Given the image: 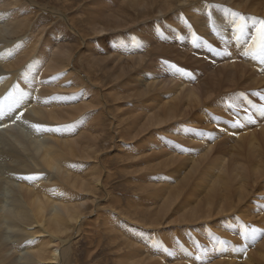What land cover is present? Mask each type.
I'll return each instance as SVG.
<instances>
[{
	"label": "bare ground",
	"instance_id": "bare-ground-1",
	"mask_svg": "<svg viewBox=\"0 0 264 264\" xmlns=\"http://www.w3.org/2000/svg\"><path fill=\"white\" fill-rule=\"evenodd\" d=\"M55 1L61 3L62 8L50 3L40 4L37 0H0V44L5 43L0 47V106L5 114L0 118V160L7 165L0 166V174L5 178L0 182V189L7 191L4 195L0 193L3 195H0V264L73 263L67 259L70 253L67 252L73 247L71 240L77 236L76 224L80 223L83 206L89 201L93 204L100 194H107L103 177L105 166L99 152L103 151L108 139L100 117L110 113L102 77L95 78V72L105 68L116 76L119 86L115 88L125 87L135 94L134 104L141 109L136 115L137 134L155 131V139L141 138L137 151L158 149L148 154L150 160H156L147 167L152 178L148 176L146 181L138 182V186H147L146 189L150 185L155 187L150 197H154L153 201L162 200L157 211L150 216L140 211V215L138 212L136 215L115 212L124 216L127 223L136 221L143 227L137 232L126 224L123 234L132 239L127 244H132L131 250H134L120 256L121 264H140L145 260L150 261L148 264H177L176 260L180 264H208L210 261V264H239L238 260L255 242H258L257 252L251 250L242 264H264V216L254 215V212H264V116L260 114L264 95L260 100L256 95L264 92V71H261L264 65L244 55L247 44L245 41L237 44L233 35L236 30L233 21L241 22L234 14L243 16L242 22L255 23L257 19L253 14H264V0H118V3L116 0L114 7L112 3L104 5L105 0H101L103 3H98L102 7L98 6L94 12L85 10L86 13L82 0ZM87 1L95 3V0ZM74 6L81 11L82 17L90 15L85 22L90 24L88 30L96 33L91 34L92 37L129 26L149 29L151 34L138 41L132 37L118 39L115 49L112 47L116 50L114 54L107 44L101 43L104 36L100 43L99 40L93 44L87 41L90 36L81 32L74 18L69 17L68 8ZM38 13L41 18L32 23L33 16ZM51 18V22H61L64 29H58L57 22L50 25ZM150 24L153 25L148 27ZM29 29L35 40L12 41ZM254 33L255 28L247 27V35ZM58 34L62 36L57 37ZM210 41L216 46L213 49L208 47ZM39 43L37 54L40 61L47 62L44 63L45 71L54 73L67 69L72 77L70 83L65 79L57 82L59 78L47 76V73L39 77L27 73L32 72L31 63L27 62ZM178 44L187 54L176 50ZM80 49L88 51L86 72L83 67V70L76 68L83 55ZM188 51L206 54L212 61L205 56L197 59L198 56ZM169 65L184 69L189 75H181ZM80 82L81 85L88 82L91 88L84 90L79 99L62 92L76 89ZM252 87L254 90H248ZM260 87L263 90L257 91ZM121 88L117 90L119 94L124 92ZM233 90L237 92L229 99L231 103H227L223 97ZM246 90L259 104L252 100L244 104ZM9 93L13 96L9 97ZM129 96L132 94L123 98L130 99ZM16 99L20 100L19 107L9 111ZM198 106L200 112L199 109L197 112ZM88 109H91L90 115H83L81 121L75 120ZM93 109H97L96 112ZM212 111H217L218 116ZM20 112L23 116L17 118ZM249 116L253 123L249 122ZM214 123L219 131L212 129L208 134L203 131ZM34 125L61 130L38 131ZM163 132L186 138L183 139L185 144L191 147L180 150L170 140L156 137ZM109 136L112 140L114 134ZM223 136H228V140L219 142L220 145L230 146L226 149L216 146L213 156L212 141ZM193 141H197L196 144ZM201 151L203 156L196 159L194 155ZM183 153L188 157L182 156ZM79 161L86 162L82 170ZM144 163L149 164L148 159ZM146 182L148 184L144 185ZM187 188H190L189 193L184 192ZM225 214L232 219L227 226L229 229L224 225L214 229L215 232L206 231L208 237L187 235L191 225L197 227L196 224L211 222L217 226V218ZM169 217H172L169 223L183 225L179 228L186 235L187 243L176 241L166 246L156 237L160 225H168ZM245 228L255 229L257 238L245 239ZM4 233L12 238L15 236L13 250L16 252H7L11 246ZM38 234L40 238L35 240ZM124 236L125 241L129 239ZM199 238L201 243H197ZM73 244L75 246V242ZM198 244L207 247L205 251L199 252ZM25 250H28L25 255H18ZM152 254L161 257L162 262L154 261L158 257Z\"/></svg>",
	"mask_w": 264,
	"mask_h": 264
},
{
	"label": "rangeland",
	"instance_id": "rangeland-1",
	"mask_svg": "<svg viewBox=\"0 0 264 264\" xmlns=\"http://www.w3.org/2000/svg\"><path fill=\"white\" fill-rule=\"evenodd\" d=\"M37 1L40 4H47L48 5V3H50V4L54 5L57 8H62V4L60 3L61 4L60 5L55 0H37ZM82 1H83L82 4L83 5L85 4L84 9H83V11L85 13H86L85 10H87V12L97 11L99 7L103 6V5H100V3L102 4L104 2V0H102L103 2L101 0H95V3H91V1H87V0H82ZM115 1L116 0H105L104 5H105V3H107L109 5L112 3L111 6L114 7L113 4H115L116 2L118 3V0L116 2ZM98 2H100V3H98ZM88 8H89V10H88ZM74 9L77 10L76 11L77 13L75 12ZM78 13L80 15L82 14L77 6L76 7L74 6L73 9H69L68 8L69 17L70 18L72 17L71 19L74 18V20L78 24L77 26H78L79 30L81 32L87 33L90 36L91 34H93L92 31L88 30L90 28V24H88V22H85L86 19H90V15L86 14L84 16V14H83V17H82V15L80 16V15H78ZM40 14L38 13L37 15L33 16L32 23L35 22V20H36L35 23H37V21L41 18V17H39V16H41ZM42 14H45V13H42ZM75 14H77V15H75ZM75 16L77 17V19H75ZM253 17L255 19H257V20H264V14L263 13H257V14L254 13ZM51 20H52V18L49 20V24L50 23L51 24H53V23L55 24L57 22L56 24L59 23V25H60L58 27V29H62V30L64 29L63 28L64 26H62L60 24L61 22H58V20H54V21L51 22ZM240 23L245 24L249 29L250 28L251 29L255 28L254 27L255 23H248L247 24V23L242 22V21ZM151 25H153V24H150L148 27H150ZM141 26H142V24L140 25V27ZM146 26H147V24H146ZM142 29L143 30L139 29L137 26H135V27L129 26V27H125L123 29L113 30L111 32L110 31L109 32L105 31L106 33L104 32L102 35H98V38H96L97 36H95V37L90 36L89 38L87 36V38H88L87 41L91 42L93 44V43H96L99 40L98 43H100L101 42V40H100L101 36L102 37L104 36L103 37V42H101V43L102 44H104V43L107 44V47L109 48V50L111 49V51H114L115 44H116L117 41H119L118 39L127 38V40H128V39H131V37H132V39L138 41V40H140L141 37L149 38L148 36H150V34H151L149 32V29H145V28H142ZM31 30L32 29L26 30L23 34H21L23 36L19 35V36H17V38H14L12 41L14 43H20V42H24V41L25 42L29 41V39L35 40L36 37L32 38L33 34H31ZM151 30H152V28H151ZM210 30L212 31V29H210ZM53 31H56V30H53ZM130 31H132V32H130ZM134 31L137 33V35H136V33ZM38 33L39 32L36 31V35H38ZM128 33H129V35H127ZM95 34H93V35H95ZM114 34L118 36L117 39L115 38L116 36ZM212 35L216 36L215 33H213ZM59 36H62V34H58L57 35V37H59ZM11 42H9V43H11ZM40 43L38 44L37 51L33 54V56H36V57L32 56L27 62V64L31 63L29 65L33 68L32 69L33 73L32 72H27V73L28 74H33L34 76L36 75L38 77L41 76L44 73H47L45 71L46 64H47L46 60L42 59L40 61L39 57H38L39 55L37 54L38 49L40 48L39 45H41ZM133 43H135V42H133ZM4 44L5 43L3 41L0 44V47L3 48ZM180 46H179V44L176 45V50L179 53L187 54L186 49L185 48L182 49L183 46H181V47ZM214 46H215V44H213L210 41L208 47L213 49ZM80 50H81V52H83V55L80 57V65L78 66V63H77L76 68L77 69L81 68L82 70L84 68L85 70H83V71L86 72L88 70L87 57H86L88 55V51L86 52L85 50H82V49H80ZM189 52H190V55H192V56H196V57L198 56L197 59L202 58V57L205 56V58H208L210 61H212V59L210 57H207L206 54H201L200 52L196 53V52L188 51V53ZM112 53L116 54V50L114 52H112ZM171 56L176 58V61H179L177 56H175L174 54H171ZM149 59H150V56H149ZM168 60H170V59H168ZM44 63H46L45 66H44ZM27 64L25 66H27ZM107 71H108V73H107ZM68 72H70V71H68ZM68 72H67V69H61V70H59L57 72H54V73L53 72H48L47 76L59 78L58 80H56L57 82H62V81H64L63 79H65L67 82L70 83L71 80H72V77L69 76ZM96 72H95V74H96L95 78H101L102 77L101 79L103 80V84H104L103 86H105L103 88L104 89L103 92L106 93V98H105L106 101H107L106 106H107V108H109V113H110L109 116H105L104 118H103V116L100 117L101 125L105 127L103 133L108 139V141L106 143V146L103 148V151L99 152V156L102 157L103 164L105 166V171L103 172V177L105 178L104 180L106 182L105 186H106V189H107V194L102 196L103 195V193H102L99 196H97V198H95L93 204H92V202L89 201V202H87V204H85L83 206V208H85V210H84L85 212L83 211V215L81 216V218H83V219L80 218L79 221H78V222H80L79 225H78V223L76 224L77 225L76 226L77 227V230H76L77 231V233H76L77 236L75 238L73 237V239L71 240V246L73 245V247H70V249H68L67 253H69V252L70 253L67 255V259H70L69 262H71V260H72V262H73L72 264H100V263L101 264H121L122 260L119 261L120 260L119 259L120 256L123 255V254H126V252L131 250V247H133L132 244H130V245L127 244V242H129V240H132V239L128 235L123 234V233H125L124 229H126V227H125L126 224H129L128 228H130V230H132V231H136L137 230V232H138V229L141 230V228L143 229V227H142V225L140 226L136 221L135 222L133 221L134 223H132L130 221H129L130 223H127L128 220H126L124 216H123L124 218L122 216L120 217L117 214H115V212H117L116 210H119V212H122V213H125V214L127 212H131V214H135V215H136L137 212L139 213V214L137 213V215H140V212H141V214L146 213L145 215H147V216L149 215L150 216L151 214H153L152 212L157 211V207L159 206L158 204H161L162 200L161 201L160 200L153 201L154 197H152V196L150 197V194L154 191L155 187L153 188L150 185V186H148V189H146L147 186L144 187V188L141 187V186H138L139 185L138 182H142L143 180L146 181V179H148V176H150V178H152L153 174L152 173L148 174L149 173L148 171H150V169H148L147 167H149V165H151L154 162H156V160H150L148 158V154L149 153L158 152V149L154 148V149L151 150V152L147 151V152H143V153H139L140 151L139 152L137 151L140 148V145H141V141H142L141 138L143 136H146V138H148V139H151V138L155 139V136L153 135L155 133V131L149 130V131H146L143 134H140V135L137 134V130H136V126H135L136 115L141 111V109H137L136 105L134 104V102L137 100L136 97H135V94H133L134 92L130 91V93H129L128 90H126L125 87H122L124 89L123 90L124 92L121 91L120 94H119L118 93L119 91H117V90H120L121 86H120V88H115L114 87V86H119V85H118V82L116 80V76L113 74L112 70L105 68L104 70H97ZM57 74L59 76H57ZM206 74L207 73H205V75ZM81 84L82 83L80 82V84H79L80 86H78L76 89L74 88L71 91L67 90V92L62 90V92L70 94L71 97H75V100H77L80 97H82L81 95H82L84 90L91 88L90 85H88V82L84 83L83 85H81ZM122 88H121V90H122ZM251 89L254 90V87L249 88L248 90H251ZM237 90L229 91L228 93H226L224 95L223 98L225 100H227V103H231V101L229 99L234 96V94L237 92ZM255 90H256V87H255ZM262 90H263L262 87L257 88V91H262ZM244 92H245V94H247L245 96L246 98L243 97L244 104H248V102L251 101V100H252L251 102H255V103L257 102V104H259V102L255 98H253L250 95H248L247 90L244 91ZM128 94H132V96H134V97L129 96V97H131L130 99L129 98L128 99H124L123 96L127 97ZM240 95H242V94H240ZM256 95H257V99L260 100L261 95H264V92L263 93H256ZM86 100H87V98H86ZM76 104H79V103L76 102ZM198 109H199V112H200L201 107L198 106L197 112H198ZM90 110L91 109H88L87 111L85 110V112L84 113L82 112L81 116L76 117L75 120L76 121L77 120L81 121V119L83 118V115H85V116L86 115L87 116L90 115V112H89ZM93 110H95V112H96L97 109H93ZM253 110L254 109H251L252 112H253ZM218 112L220 113L219 109H218ZM212 113H215L216 114L215 116H218V114H219V113H217V111H212ZM228 117H230V116L228 115ZM175 124L176 123L174 122V125ZM106 125H107V127H106ZM0 129L2 130L1 126H0ZM212 129H214L215 131H219L220 128H219V126L216 123H214V124H211L209 128H207V129L204 128L203 131H205V133L208 134L210 132V130H212ZM257 129L260 131V127H258ZM109 134H111V135L114 134L112 140L110 139ZM156 137L157 138L158 137H162V139H164V140H166V139L170 140L172 142V144L174 146H176L180 150H182L184 148L189 150V147H191L190 145H188V144L186 145L185 144L186 142H184L183 139H186V138L182 137V139H180L176 134H172L171 135L170 133H164L163 132L159 136L156 135ZM174 137H176V138H174ZM177 137H178V139H177ZM223 140L224 141L228 140V136L219 137L216 140L212 141V143H214L213 145L215 147H214V149H212L211 153H213L214 150L217 147H218V149H223V148L226 149V147L230 146L228 144H225L224 146L220 145V143ZM181 142L183 144H181ZM196 142L197 141H195L194 143L196 144ZM218 144H219V146H218ZM220 146H223V147H220ZM198 153L199 154L202 153V154H200V156H199ZM198 153H197L198 155L197 154L194 155L196 157V159H199L200 157L203 156V152L202 151L198 152ZM179 154L180 153H177V155H179ZM183 154L184 155H182V156H184V157L186 156V158L188 157L186 155V153H183ZM213 156H215V152L213 153ZM213 156H211L209 159H211ZM147 159L149 161V164L144 163V161L147 160ZM81 162H80L81 164H79V165H80L81 170H82V169L85 168V163L86 162L85 161H81ZM5 164H6V162L0 160V166H3V165L7 166ZM162 173L165 174L166 172L162 171ZM195 176L196 175H194L193 178H192L193 179L192 184H194V180H195L194 177ZM0 179H1L0 182L4 181V179H5L4 177H2V174H0ZM146 184H148V183L146 182L144 185H146ZM192 184H190V185H192ZM160 186H162V184ZM2 190H3V192H2ZM5 190L6 189H0V193L3 194V195L6 194L7 191H5ZM189 190H190V188H187L184 192L189 193ZM109 193H110V195H109ZM3 195H1V196H3ZM110 196H111V198H110ZM142 201H144V202H142ZM260 201H262V198H261ZM129 203H131V204H129ZM143 208H144V210H143ZM132 212H134V213H132ZM254 213H255L254 215H256V216H261V217L264 216V212L263 211L254 212ZM228 215L225 214V215H223L221 217H218L219 219L217 218V222L216 223H218L219 225H217V226L214 225V224L212 225L211 222H205V223L202 222L203 224L201 223V226H199V224H196L197 227H195V224L191 225L192 229H188L187 235H190L192 237H206V236L208 237V234H207L208 232H211V231L215 232V230H217L218 228L220 229V227L224 226V225L226 227L230 226V224L232 222V219H230V216H228ZM102 216H103V218H102ZM106 219H107V221H106ZM171 220H172V217H169L167 219V221H166L168 223V225L166 223H164V225L163 224L160 225V228L158 226L159 231H157V236L156 237H159L161 239V241H162V244H165L166 246H172L173 244H175L176 241H179V242H182V243H187V238H185L186 235H184L183 230L181 228H179V226L183 227V225H178L175 222L169 223V221H171ZM230 220H231V222H230ZM115 221H117V222H115ZM80 224H81V226H80ZM151 226H148L147 229H150L149 227H151ZM109 227H111L112 229L109 228ZM114 228L117 229L118 232ZM206 231H207V233H205ZM169 232H170V234H169ZM119 235H121V237H119ZM124 235L127 236V237H125ZM3 236L4 237H8L7 240L10 241V246H11L12 250L10 249L7 252L9 254H12V253L16 252V251H14L15 249L13 248L14 247V242L13 241L16 239L15 236H13V238H12V236L8 235L7 233H4ZM109 236H111V237H109ZM122 236H124L125 238H129V239H126V241H125ZM168 237H170V238H168ZM38 238H40L39 234L37 235V238H35V240L38 239ZM182 238H183L184 242H183V240H181ZM66 240H68V239H66ZM66 240H65V244H68L69 240L68 241H66ZM196 240H197V243H201V239L200 238L196 239ZM74 242H75V246L73 244ZM120 243H121V245H120ZM254 244H253L252 248H248L244 252V255L242 256L243 258L241 257L242 260L241 259L238 260L239 264L240 263L242 264V262L245 261L246 257H248L252 251L254 253L257 252L256 249L258 247V242H255ZM10 246H9V248H10ZM119 247H121V248H119ZM71 248H73V249H71ZM202 248H203V250H202ZM205 248H207V247H205ZM205 248L200 246V244H198L197 247H196V249L199 250V252L200 251H202V252L205 251ZM92 250H94V251H92ZM132 250H134V249H132ZM26 252H28V250L23 251V253L19 252L18 255L23 256V255L26 254ZM143 256H141V257H143ZM152 256L158 257V258L153 259L154 261L155 260H158V261L160 260V262H162L161 257L153 255V254H152ZM225 258H227V257H223V259H225ZM217 259H220V258L217 257ZM225 260L228 261V258L225 259ZM176 261H177V264H180L178 260H176ZM148 263H150V261L149 260H145L144 262H142L140 264H148ZM210 263H212V262L211 261L208 262V264H210ZM202 264H204V263H202Z\"/></svg>",
	"mask_w": 264,
	"mask_h": 264
},
{
	"label": "snow or ice",
	"instance_id": "snow-or-ice-1",
	"mask_svg": "<svg viewBox=\"0 0 264 264\" xmlns=\"http://www.w3.org/2000/svg\"><path fill=\"white\" fill-rule=\"evenodd\" d=\"M240 21H243L245 18L243 16H240L238 13L234 14ZM235 24V32H234V39L237 44H239L241 41H245L247 44V50L243 53L244 55L250 56L252 60L258 61L259 64L264 65V20H257L255 21L254 27H255V33L254 35H247V26L243 23L236 24L235 21H233ZM215 31V28L213 29ZM250 39L251 43H247V40ZM195 43V40L193 41ZM169 67L175 68L176 71L181 75H189L184 69L177 68L175 65H169ZM261 71H264V68L261 69ZM13 96V93H9V97ZM264 98V97H262ZM67 99V98H66ZM72 99H75V97H72ZM20 100L16 99L13 102V106L9 107V111H13L14 108L19 107ZM235 105H230V107H234ZM261 116H264V106L261 108ZM3 107L0 106V118L4 116ZM23 116V112L19 113V117ZM249 122L253 123L254 120L251 116L248 117ZM38 131L41 130H47V131H60L61 129H45L40 125H34ZM22 179H35V177H21ZM245 239H248L249 237L255 240L256 237V231L255 229H247L245 228Z\"/></svg>",
	"mask_w": 264,
	"mask_h": 264
}]
</instances>
